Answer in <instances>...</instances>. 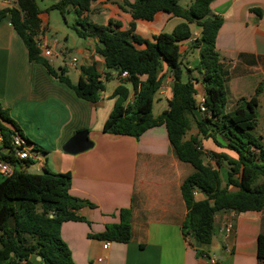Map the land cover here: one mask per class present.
<instances>
[{
	"label": "crops",
	"instance_id": "1",
	"mask_svg": "<svg viewBox=\"0 0 264 264\" xmlns=\"http://www.w3.org/2000/svg\"><path fill=\"white\" fill-rule=\"evenodd\" d=\"M117 1L92 2L91 20L102 25L116 21L121 24V29L128 28L133 18ZM11 6L0 0V10ZM210 7L213 14L222 18L216 51L227 75L225 111L234 110L242 99H249L261 87L256 132L264 143V0H213ZM43 13H40L39 36L51 37V25L45 23ZM173 16L161 11L151 21L136 20L134 33L153 41L155 35L172 30L173 23L177 25L182 21L179 17L174 20ZM191 28L192 37L183 42L181 49L189 56L194 55L192 66L195 67L199 62V49L189 47L200 37L201 28L195 24ZM69 36L65 30L64 43L59 39L53 47V55L44 56L49 63L54 68L65 67L66 74L75 84L84 63H95L98 72L104 76L108 69L103 56L95 50L97 37L84 39L77 35L79 39H74L70 47ZM73 46L77 53L83 54L80 65L72 63L76 56L70 58ZM111 74L97 102L79 97L72 87L51 75L44 64L30 61L26 44L14 30L10 14L0 16V101L39 156L35 161L30 160L29 165L26 160H20L15 166L22 171L33 167L32 173H42L44 168L57 173L70 172L71 194L93 204H85L76 211L84 220L62 224L61 235L74 262L212 264L211 259L216 258L215 264H259L257 242L259 234L264 233V210L217 212L213 241L200 247L208 256L197 255L182 230L188 210L181 185L194 172V167L177 157L165 124L148 129L139 138L103 131L114 107V91L122 82L116 71ZM194 75L197 76V72ZM172 82L171 72L166 71L155 95L154 102L160 105L157 113L153 106L155 117L169 107ZM126 83L130 88V99L134 90L130 82ZM196 87L198 101L205 96V88L201 82H196ZM82 130H88L93 146L75 154L67 152L64 146L68 140ZM196 134L198 130L188 133L186 138ZM198 136L203 149L208 152L224 150L212 138L203 134ZM217 138L225 144L220 136ZM206 157L207 163L216 165L214 160L208 156L207 161ZM227 170L225 165L221 167L223 185L227 182ZM2 178L0 174V181ZM195 198L202 200L206 196L197 191ZM121 208L132 209V239L127 243L113 241L108 249H104V240L96 235L104 232L108 224L119 222ZM230 223L233 231L226 234V225Z\"/></svg>",
	"mask_w": 264,
	"mask_h": 264
},
{
	"label": "trees",
	"instance_id": "2",
	"mask_svg": "<svg viewBox=\"0 0 264 264\" xmlns=\"http://www.w3.org/2000/svg\"><path fill=\"white\" fill-rule=\"evenodd\" d=\"M94 1L60 0L52 7L61 12L65 21L66 11L73 8L77 17L73 29L84 39L97 37L95 50L103 56L108 69L102 79L95 63H84L76 84L66 74V68H54L36 44L35 38L41 30L37 0H17L15 5L1 9L0 16L10 14L14 30L26 44L30 61L44 64L51 75L72 87L83 99L97 102L105 82L112 77L111 71L117 72L122 82L114 91L115 103L104 123V132L139 138L148 129L165 124L177 157L194 167V172L181 185L188 210L182 230L197 255L207 257L200 247L213 241L217 212L264 210V143L256 132L261 87L249 99H242L234 110L225 111L227 75L216 51L222 18L212 13L213 0H194L188 8L181 6L179 0H118L120 8L133 18L126 29H121L116 21L106 25L93 22L90 13ZM161 11L182 21L172 32L155 35L153 41L134 33L136 20L151 21ZM193 24L201 28L200 37L191 43L199 49V62L193 68H184L181 47L192 37ZM165 70L173 77L172 97L168 109L155 117V95L166 76ZM123 71H128L130 76L122 79ZM126 82L134 90L132 101H128L130 88ZM196 82L205 88V112L198 106ZM192 124L197 126L198 134L212 138L224 149L207 153L216 165L205 161L207 150L203 149L198 134L186 138ZM0 133L3 137L0 159L14 165L13 173L0 181V264H76L62 238V224L84 220L76 211L85 204H93L71 194L70 172L57 173L44 168L42 173H32L15 166L20 159L15 157L13 135L19 134L26 142L30 141L1 101ZM2 150L8 152L1 153ZM26 162L30 164V160ZM224 165L228 169L225 185L221 176ZM195 191H201L206 198L197 200ZM132 214L131 208H121L119 222L108 224L96 236L111 242H129L133 234ZM257 246L259 264H264V233L259 234Z\"/></svg>",
	"mask_w": 264,
	"mask_h": 264
},
{
	"label": "rangeland",
	"instance_id": "3",
	"mask_svg": "<svg viewBox=\"0 0 264 264\" xmlns=\"http://www.w3.org/2000/svg\"><path fill=\"white\" fill-rule=\"evenodd\" d=\"M59 1L60 0H37V3L39 5L41 11L44 12L42 17H43L45 23H50V25H51L50 31L52 32V35H49V36L54 37L57 40L61 39V42L64 43V40H62V36H63V32L66 30L67 33L71 35L68 38V43H69L68 45L71 47L72 44L74 43V39H79L76 31L73 29V25L75 24L76 15H75L73 9L70 8L69 11H66V13H65V17H66V21H65L61 12L57 9L52 8L53 5ZM193 2H194V0H179L180 5L185 7V8H188V6H190ZM175 19L177 21L179 18H177V16H175L174 20ZM173 26H174L173 27V29H174L176 25H174V23H173ZM173 29L170 31H167V32H172ZM75 46H73V51L70 53V58H72L73 56H76V58L78 59L77 64L80 65V63L83 60L82 59L83 54L77 53ZM189 49L195 50L196 48H193L191 45V47H189ZM193 58H194V55L190 54V56H189L188 53L183 50L182 62H183L184 68L186 66L192 67V68L194 67V66H192L193 62H194ZM159 106H160L159 103L157 101H155L154 102V112H156V113L158 112ZM196 130H198L197 126L195 124H192V127L188 133L190 134L191 132H196ZM207 153H209V152L206 151V155H207L206 160L209 161L208 156H210V155H208ZM189 165L192 167L191 164H189ZM27 171L33 172L34 168L33 167H27ZM220 239H221V237H220Z\"/></svg>",
	"mask_w": 264,
	"mask_h": 264
},
{
	"label": "built area",
	"instance_id": "4",
	"mask_svg": "<svg viewBox=\"0 0 264 264\" xmlns=\"http://www.w3.org/2000/svg\"><path fill=\"white\" fill-rule=\"evenodd\" d=\"M5 2L9 5H15L17 0H5ZM37 46L41 50V54L45 57H50L53 55V51L55 47V44L58 42V40L54 37H45V36H37L35 38ZM72 63L76 65L78 63L77 58L72 59ZM130 76L128 71H123L121 74L122 78H128ZM104 76H102V79ZM135 95L129 99V101H132L134 99ZM198 106L201 112H205L207 110L206 108V96H202L198 99ZM3 137L0 133V145L2 144ZM13 145L15 147V157H17L20 160H32L35 161L38 159V152L34 151L33 148H31L28 143L19 135L14 134L13 135ZM14 171V165L5 160L0 159V174L3 176H9ZM197 191L194 192L196 194ZM233 231V225L227 224L225 232L226 234H230ZM111 241L104 240L103 247L104 249H108L110 247ZM99 260H102V257L99 258ZM217 262L216 258L211 259V263L215 264Z\"/></svg>",
	"mask_w": 264,
	"mask_h": 264
},
{
	"label": "water",
	"instance_id": "5",
	"mask_svg": "<svg viewBox=\"0 0 264 264\" xmlns=\"http://www.w3.org/2000/svg\"><path fill=\"white\" fill-rule=\"evenodd\" d=\"M90 59H87L88 61ZM93 146L92 140L89 138L88 130L76 132L66 143L64 149L72 154L85 151ZM41 259L40 257H38Z\"/></svg>",
	"mask_w": 264,
	"mask_h": 264
}]
</instances>
